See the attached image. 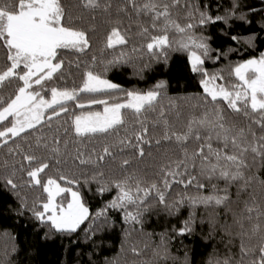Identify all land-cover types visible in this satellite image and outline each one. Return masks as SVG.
Instances as JSON below:
<instances>
[{
    "label": "snow or ice",
    "instance_id": "1",
    "mask_svg": "<svg viewBox=\"0 0 264 264\" xmlns=\"http://www.w3.org/2000/svg\"><path fill=\"white\" fill-rule=\"evenodd\" d=\"M0 238V264H264V0H0Z\"/></svg>",
    "mask_w": 264,
    "mask_h": 264
},
{
    "label": "trees",
    "instance_id": "2",
    "mask_svg": "<svg viewBox=\"0 0 264 264\" xmlns=\"http://www.w3.org/2000/svg\"><path fill=\"white\" fill-rule=\"evenodd\" d=\"M245 28L247 27L246 25L244 26ZM258 27V26H256ZM259 44V42H258ZM216 45H214L215 47ZM235 46V45H233ZM231 59H237V56H232L230 57ZM181 60L178 56L175 58L174 61L171 63V72H169V76L171 77V87H170V94H175L180 91H197L198 89L195 87L193 81L185 75H178V71H174V67L176 63ZM210 68L212 67L211 64L208 65ZM160 71H168V69H160ZM151 75V74H148ZM109 78L117 81L118 83H121L125 87H132V86H137V87H144L146 86V83L144 81H140L136 76L132 74V68L131 67H126L125 70L122 72H113L109 73ZM150 82V81H149ZM93 206H98L93 202ZM187 215V211L185 210L183 215H181L179 218L176 217H160L157 218L155 215L151 217V227H149L147 230L151 231L152 228L154 227L156 231H161L163 227H168L171 228L173 225L179 226L180 221ZM14 228V235L16 233L19 234L21 239L24 240H33L34 237V223L27 220V219H20L18 223L15 225H12ZM204 231H207V225L204 226ZM119 231V229L117 230ZM200 234H201V228L197 227L196 231L193 236L191 237H184L183 239V245L179 243V241L175 242L174 245L172 246V251L173 254L182 257L184 253V246L186 245L188 249H192L193 247L195 248L197 252V258H199V253L204 251V245L201 242L200 239ZM112 237H105V241L107 242L108 240H111ZM115 244H118L119 241L118 239H115L113 241ZM5 241L3 238H0V247L3 246ZM58 243V241H57ZM55 250L56 246L54 244H48L43 246V253H44V258L48 261H52L55 259ZM106 255H110V252H106Z\"/></svg>",
    "mask_w": 264,
    "mask_h": 264
},
{
    "label": "rangeland",
    "instance_id": "3",
    "mask_svg": "<svg viewBox=\"0 0 264 264\" xmlns=\"http://www.w3.org/2000/svg\"><path fill=\"white\" fill-rule=\"evenodd\" d=\"M182 66H183V61L182 60H179L177 63H176V65H175V67H174V71H178V75H185L186 73H184L183 71H182ZM115 81V80H114ZM115 82H117V81H115Z\"/></svg>",
    "mask_w": 264,
    "mask_h": 264
}]
</instances>
